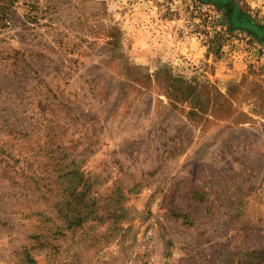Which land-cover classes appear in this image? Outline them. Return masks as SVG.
<instances>
[{"label": "rangeland", "instance_id": "1", "mask_svg": "<svg viewBox=\"0 0 264 264\" xmlns=\"http://www.w3.org/2000/svg\"><path fill=\"white\" fill-rule=\"evenodd\" d=\"M31 1L0 18V264H264V0Z\"/></svg>", "mask_w": 264, "mask_h": 264}, {"label": "trees", "instance_id": "2", "mask_svg": "<svg viewBox=\"0 0 264 264\" xmlns=\"http://www.w3.org/2000/svg\"><path fill=\"white\" fill-rule=\"evenodd\" d=\"M20 1L22 0H0V18L6 17L8 10L11 9V6ZM27 1H31V0H24V2H27ZM45 1L48 2L50 0H45ZM31 3L33 4V7L36 6L35 2L31 1ZM50 6L53 7L54 5H50ZM46 7H48L47 4H46ZM80 182L82 183L83 187L87 184V180L81 179ZM88 212L90 211L88 210ZM80 220H83V217H81Z\"/></svg>", "mask_w": 264, "mask_h": 264}]
</instances>
